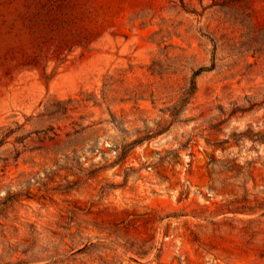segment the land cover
I'll use <instances>...</instances> for the list:
<instances>
[{
	"label": "rangeland",
	"instance_id": "rangeland-1",
	"mask_svg": "<svg viewBox=\"0 0 264 264\" xmlns=\"http://www.w3.org/2000/svg\"><path fill=\"white\" fill-rule=\"evenodd\" d=\"M0 264H264V0H0Z\"/></svg>",
	"mask_w": 264,
	"mask_h": 264
}]
</instances>
